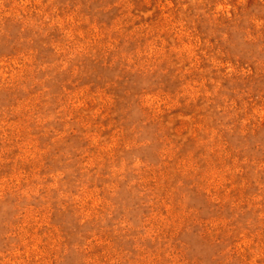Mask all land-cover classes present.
<instances>
[{
	"label": "rangeland",
	"instance_id": "rangeland-1",
	"mask_svg": "<svg viewBox=\"0 0 264 264\" xmlns=\"http://www.w3.org/2000/svg\"><path fill=\"white\" fill-rule=\"evenodd\" d=\"M0 264H264V0H0Z\"/></svg>",
	"mask_w": 264,
	"mask_h": 264
}]
</instances>
